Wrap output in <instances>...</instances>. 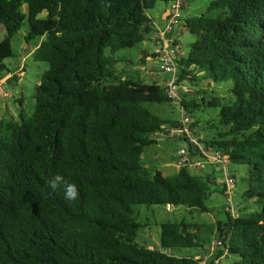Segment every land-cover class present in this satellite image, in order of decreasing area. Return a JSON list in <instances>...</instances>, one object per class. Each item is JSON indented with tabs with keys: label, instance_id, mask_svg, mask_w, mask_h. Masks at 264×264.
Instances as JSON below:
<instances>
[{
	"label": "trees",
	"instance_id": "1",
	"mask_svg": "<svg viewBox=\"0 0 264 264\" xmlns=\"http://www.w3.org/2000/svg\"><path fill=\"white\" fill-rule=\"evenodd\" d=\"M157 1L170 2L168 18L176 0H0V74L25 19L33 59L47 63L32 110L18 98V119L0 118V264H200L205 258L215 264L222 255L225 264H264V0H210L192 16L183 15L182 0L177 27L194 40L187 54L173 53L177 81L230 82L232 103L200 96L218 108L211 122L215 136L200 140L229 162L246 165L242 197L260 208L246 212L239 203L236 216L225 210L210 236L206 224L165 221L157 245L136 241L143 226L135 220L137 205L209 212L213 182L189 166L165 175L141 159L156 133L178 118L163 119L146 108L173 102L164 83L118 76L113 54L152 35L149 10ZM196 82L193 91L200 95L206 89L199 93ZM199 104L193 95L180 99L188 115ZM56 174L77 186L75 200L49 186ZM216 238L223 247L209 255ZM181 248L201 252L173 254Z\"/></svg>",
	"mask_w": 264,
	"mask_h": 264
},
{
	"label": "rangeland",
	"instance_id": "2",
	"mask_svg": "<svg viewBox=\"0 0 264 264\" xmlns=\"http://www.w3.org/2000/svg\"><path fill=\"white\" fill-rule=\"evenodd\" d=\"M210 0H187L183 8L186 16L200 14ZM170 2L157 1L155 7L149 10V14L156 20L161 21V14L165 7H170ZM26 5L22 6L21 11L26 12ZM45 11L38 14V17L44 18ZM28 31L27 19L23 21L21 28L10 39L13 56L4 60L5 69L0 74V85L3 80L11 74H16V78L9 81L8 90L0 88V118L13 117L18 119L19 105L18 98L22 99L23 108L25 111L32 110L33 96L35 87L40 81V77L47 68V63L34 61L32 56V46L25 41V35ZM5 35V30L0 29V38ZM180 49L182 54H187L190 43L194 37L184 30V33L179 37ZM157 45L152 40L150 33L146 34L144 39L136 43L132 47L121 48L114 52V57L118 61L114 65L116 74L122 78L144 79L147 83L152 81L146 77V70H153L157 74L158 81H163L170 77V73L165 72L157 59V57L148 56L149 53L155 52ZM106 53H108L106 51ZM177 56L181 53L177 52ZM197 81V82H196ZM198 95L194 90L195 82L192 80H183L182 83L192 88V91L185 93L188 98L193 95L196 102L200 103L196 108H191L190 117L197 121L195 132L198 139L205 140L215 136L216 129L211 127V122L218 113V108L203 104L200 96L208 99L211 96H216L223 103L229 104L234 101V96L227 91L230 87V82H219L207 85L206 81L197 80ZM218 84V85H217ZM201 89V90H200ZM152 113L159 115L162 118L174 119L180 116L178 103L163 102V103H145ZM156 143L149 145L143 149L141 159L148 166L159 169L163 174L170 175L177 171V162L175 154L182 147H188L187 143L181 139L167 138L159 140L155 135ZM201 167V166H200ZM199 167V168H200ZM228 168L235 177V185L232 187V194L229 197L224 194V186L222 183V172L215 171L213 174V182L209 185L210 195L206 200V204L210 207L209 212H200L196 209H189L183 206H171L167 209V205H137L135 209V220L143 226L137 230L136 241L147 246H154L158 240L160 232V223L165 221H185L189 223H201L207 225L206 234L210 236V230L214 226L215 219L225 220V210L229 211V205L235 207L241 203L245 206V211L249 212L260 208V205L252 200H247L242 197V192L246 188L244 177L247 174L246 165L228 162ZM192 173H197L195 168L189 166ZM205 169L201 170L203 174ZM201 251L198 248H181L174 249L173 254L177 256L193 255L196 256ZM222 264H225L223 259Z\"/></svg>",
	"mask_w": 264,
	"mask_h": 264
},
{
	"label": "built area",
	"instance_id": "3",
	"mask_svg": "<svg viewBox=\"0 0 264 264\" xmlns=\"http://www.w3.org/2000/svg\"><path fill=\"white\" fill-rule=\"evenodd\" d=\"M183 1L176 0L172 5L171 14L164 20L162 25H156L154 32L152 33V40L157 45L155 51V57H157L161 68L170 73V77L164 81L166 88V94L169 99L175 101L179 105L180 116L178 117L177 123L175 125H164L162 130L156 133V136L159 140L174 138L180 139L183 138L190 143L193 149H196V154L190 156L186 147L180 148L176 156L177 167L182 166H191L193 168L199 169L202 163H210L217 165L220 172H222V183L224 186V194L227 195L230 200L232 194V187L235 183L234 176L230 173L228 168V159L220 151L207 147L206 144L201 142L200 139L195 135L192 126L191 117L182 110L180 106L181 97L190 91V88L182 83L183 81H177V71L178 67L176 64V58L173 56V53H181L178 43H174L172 38V33L175 30V27L178 26L179 17L181 15V6ZM16 76V74H11L10 77ZM171 206L167 205V209ZM229 211L233 216H236L237 213V204L235 207L229 205ZM223 247L222 240L216 238L212 241L210 246L209 255L216 253V250ZM165 252V251H163ZM223 258V255L217 258H214V263L219 264L220 260ZM206 258L200 263L205 264Z\"/></svg>",
	"mask_w": 264,
	"mask_h": 264
},
{
	"label": "crops",
	"instance_id": "4",
	"mask_svg": "<svg viewBox=\"0 0 264 264\" xmlns=\"http://www.w3.org/2000/svg\"><path fill=\"white\" fill-rule=\"evenodd\" d=\"M167 12H168V10H167V7H165L164 9H163V11H162V14H161V21H156L155 20V24L156 25H162V23L164 22V20L166 19V15H167ZM183 15H184V12H183ZM182 33H184V30L183 29H181L180 27H175V30H174V32L172 33V38L173 39H175V40H180L179 39V37L181 36V34ZM154 53V52H153ZM185 55V54H184ZM148 56H150V57H152V53H149L148 54ZM153 58V57H152ZM17 74V73H16ZM17 76V75H16ZM146 77L147 78H149L151 81H153V80H155V81H158L159 79L157 78L158 76H157V74H156V72L155 71H153V70H146ZM11 80H13V78H11V77H6L4 80H3V82L1 83V89H5V90H8V86H9V81H11ZM166 80V79H165ZM165 80H163V81H158V82H160V83H164V81ZM1 82V81H0ZM187 99H188V97H187ZM163 119H167V120H176V118H174V119H169V118H163ZM195 127H196V124L194 123L193 124V131L195 132ZM196 133V132H195ZM197 134V133H196ZM178 169V168H177ZM203 169H205V172L202 174L201 173V170H203ZM195 170L197 171V173L198 174H201V175H204V176H208V177H210V178H212L213 179V174H211V173H213V172H215V171H219L220 172V170H219V167L217 166V165H212V164H210V163H206V162H204V163H202L201 164V167L199 168V169H196L195 168ZM211 172V173H210ZM158 244V240L156 241V244L155 245H157ZM145 245V244H144Z\"/></svg>",
	"mask_w": 264,
	"mask_h": 264
},
{
	"label": "clouds",
	"instance_id": "5",
	"mask_svg": "<svg viewBox=\"0 0 264 264\" xmlns=\"http://www.w3.org/2000/svg\"><path fill=\"white\" fill-rule=\"evenodd\" d=\"M47 183L52 189L62 187L64 191V198L66 200H75L78 196L77 186L75 184L68 183L60 174L52 176L51 180H49Z\"/></svg>",
	"mask_w": 264,
	"mask_h": 264
},
{
	"label": "water",
	"instance_id": "6",
	"mask_svg": "<svg viewBox=\"0 0 264 264\" xmlns=\"http://www.w3.org/2000/svg\"><path fill=\"white\" fill-rule=\"evenodd\" d=\"M152 57H155V52H154V53H152Z\"/></svg>",
	"mask_w": 264,
	"mask_h": 264
}]
</instances>
